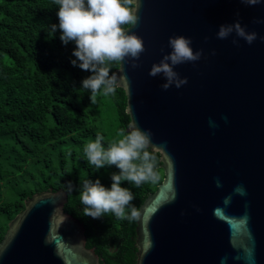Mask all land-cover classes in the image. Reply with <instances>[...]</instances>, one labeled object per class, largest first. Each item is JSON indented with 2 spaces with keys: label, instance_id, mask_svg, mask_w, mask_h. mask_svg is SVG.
I'll return each mask as SVG.
<instances>
[{
  "label": "water",
  "instance_id": "1",
  "mask_svg": "<svg viewBox=\"0 0 264 264\" xmlns=\"http://www.w3.org/2000/svg\"><path fill=\"white\" fill-rule=\"evenodd\" d=\"M137 12L128 30L144 41L140 66L122 62L114 73L126 76L120 88L131 120L163 146L164 170L140 208L137 264H264V24L255 23L264 3L140 0ZM237 20L258 34L252 45H234L235 33L216 38ZM172 36L191 38L203 55L175 67L186 85L164 91L166 81L148 73L171 51ZM241 184L244 197L233 193ZM68 199L64 189L27 199L0 242V264H102L84 224L65 212Z\"/></svg>",
  "mask_w": 264,
  "mask_h": 264
},
{
  "label": "trees",
  "instance_id": "2",
  "mask_svg": "<svg viewBox=\"0 0 264 264\" xmlns=\"http://www.w3.org/2000/svg\"><path fill=\"white\" fill-rule=\"evenodd\" d=\"M57 10L53 0H0V242L27 199L64 189L69 198L65 212L84 224L87 247L101 263L137 264V220L85 217L78 190L85 179H100L110 187L111 174L118 170L90 166L83 147L96 135L104 137L105 147L119 139L117 133L131 120L124 111L127 95L118 88L112 96L98 94L92 104L90 93L79 91L90 73L72 66L75 45L64 46L59 30L53 39L47 35L49 26L58 24ZM119 66L113 64L110 74ZM103 117H109V124ZM158 171L155 184L121 185L132 191L139 211L163 182L161 162ZM69 181L72 192L67 191Z\"/></svg>",
  "mask_w": 264,
  "mask_h": 264
},
{
  "label": "clouds",
  "instance_id": "3",
  "mask_svg": "<svg viewBox=\"0 0 264 264\" xmlns=\"http://www.w3.org/2000/svg\"><path fill=\"white\" fill-rule=\"evenodd\" d=\"M247 6H256L264 0H240ZM57 6L56 16L58 24H51L47 35L55 38L57 30L60 31L59 39L64 46L74 44L72 59L73 67H78L86 73L79 87V91L90 93L89 100L92 104L97 102L96 97L102 94L105 97L116 94L126 80L125 75L111 73L113 64L122 62L130 63L133 69L140 65L142 53L145 52L144 41L135 33H131L126 26L138 23V7L140 0H53ZM239 16V13H237ZM257 24H264V20H256ZM233 33L238 39L232 43L239 46V39L252 45L257 39L256 32H248L239 20L233 24L219 26L216 38L228 39ZM264 42V36L259 37ZM207 41V38H205ZM193 41L185 36H172L168 39L171 51L164 55L159 63L153 64L148 75L161 76L166 82L161 85L164 91L171 87L180 89L188 83L186 77L181 78L175 67L185 63L200 61L203 50L194 51ZM215 55V52L212 53ZM125 114L129 109L125 108ZM227 119L226 117L224 118ZM209 126L215 128L214 121H209ZM119 139L105 147L102 143L104 137L96 135L84 147L83 153L87 163L95 169L115 167L118 171L111 174V185L106 187L100 179L95 181L85 179L79 187V201L83 205V215L91 219H101L107 214L116 218L134 222L139 219L140 211L132 203L134 195L129 188L122 187L127 182L136 188L144 184H155L159 181V164L157 146L152 142L153 133L150 129L142 130L138 124L130 120L125 128L117 133ZM219 179L216 187H221ZM67 191H73L71 181L67 182ZM233 193L244 197L247 195L245 187L237 185ZM174 199V198H173ZM231 201V196L225 203ZM251 259V254H249ZM223 264V261L221 262Z\"/></svg>",
  "mask_w": 264,
  "mask_h": 264
},
{
  "label": "rangeland",
  "instance_id": "4",
  "mask_svg": "<svg viewBox=\"0 0 264 264\" xmlns=\"http://www.w3.org/2000/svg\"><path fill=\"white\" fill-rule=\"evenodd\" d=\"M109 114L112 117V119H110V122H114L113 120H114V116H115V111L114 110H110ZM108 119H109V117H103V120H108ZM106 123L109 124V120L106 121ZM106 129H109V128H106Z\"/></svg>",
  "mask_w": 264,
  "mask_h": 264
}]
</instances>
